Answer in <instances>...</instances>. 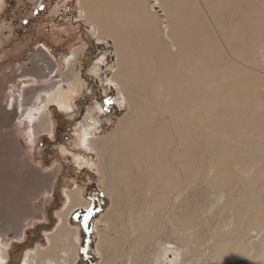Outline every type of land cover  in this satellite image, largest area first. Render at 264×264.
<instances>
[{
    "label": "bare ground",
    "instance_id": "1",
    "mask_svg": "<svg viewBox=\"0 0 264 264\" xmlns=\"http://www.w3.org/2000/svg\"><path fill=\"white\" fill-rule=\"evenodd\" d=\"M151 1L158 2L166 13L165 23L170 27L173 49L160 28V14L150 10ZM240 1L82 0L88 22L95 24L101 35H106L116 44L119 68L112 81L120 87V105L126 103L129 107L118 127L103 137L91 135L93 125L85 118L80 139L100 158L99 169L105 190L113 200V210L106 223L117 231L119 237L115 242L101 233L99 249L105 258L102 264H111L107 259L114 245H119L125 253L123 264H151L156 254L159 255V264H173L170 255L177 257L181 242L186 240L182 231L192 229L196 233L193 225L189 226L196 216V208L190 203L182 208L178 197L199 178L202 169L209 170V167L211 178L205 176V180L209 188L217 189L213 200L218 203L221 198L224 201L221 209L226 215L224 219L227 223L232 219L231 231H219L216 237L213 236L210 254L211 257L216 256V260L212 264H264V232L259 243L245 241L254 231L264 230V208L260 206L264 204V196L258 198L250 180L246 181L245 175L240 177L233 172L235 165L240 175L249 171L244 164L247 158H242L246 154V142L241 136L250 129L261 130L264 124L253 113L254 101L243 95L245 88L228 87L229 83L240 78L245 82L244 71L246 73L247 70L240 73L238 69H226L229 58L219 49L220 43L235 46L236 39L248 37L256 40L258 33L262 34L264 11L252 5L253 0ZM259 1L264 4V0ZM249 5L253 11L243 17L241 26L235 15L245 13L241 7L249 8ZM76 51L77 61L81 50ZM230 53L243 60L242 51L232 50ZM169 72L172 76L167 81L166 73ZM78 84L80 88V80L69 81L65 92L67 99L55 102L60 111L70 113L73 110L70 100ZM171 98L175 99L170 101ZM217 116L224 118L226 126L221 130L214 127ZM204 121L206 125L211 121L214 126L209 124L210 131L202 153L214 151L221 165L213 163L212 167L195 160L198 145L185 136L204 133ZM44 124L40 128L51 134L54 122L47 112ZM222 132L224 135L221 136ZM171 143L175 144L174 150L169 147ZM201 158L204 160V155ZM216 168L219 169L217 179ZM49 174L42 201L53 190L55 173L50 171ZM236 178L238 180L234 181ZM238 181L241 186L237 187L236 193L231 189ZM71 198L75 204L83 201L78 192L72 193ZM41 200L32 220L41 214ZM71 211V207L63 211L62 224L49 237L50 248L28 255L23 264L76 262L78 231L69 222ZM180 224H184L183 229H180ZM0 264L6 263L0 259Z\"/></svg>",
    "mask_w": 264,
    "mask_h": 264
},
{
    "label": "rangeland",
    "instance_id": "2",
    "mask_svg": "<svg viewBox=\"0 0 264 264\" xmlns=\"http://www.w3.org/2000/svg\"><path fill=\"white\" fill-rule=\"evenodd\" d=\"M252 2V5L264 11V4H261L263 2ZM150 5V10L160 14V28L165 32L167 44L173 49L174 42L169 35L170 27L165 23L166 13L158 2L151 1ZM241 8L245 13L235 16L239 18L238 23L242 26L243 17L250 15L253 7L249 5V8ZM261 30L263 35L258 33L256 40H249L248 37L247 41L236 39L237 45L227 46L220 43L219 49L231 60H226V69H238L240 73L247 70V74L244 71L245 82L240 81L243 79L240 78L237 82L229 83L228 87L245 88L242 90L243 95L254 101L253 113L264 124V25ZM257 41L263 42L259 44ZM81 49L79 60L76 61V50ZM232 50L242 51L243 60L239 56H231ZM118 58L116 44L106 35H101L95 24L93 26L88 22L82 0H0V259H3L4 263L21 264L28 255L36 253L39 249L46 251L50 248L49 237L56 233L61 222L57 213L68 206L67 192L77 189L82 190L87 207H91L81 208L91 209L95 213L89 221L87 220L88 227L84 229L73 223V214L69 217L71 226L79 231L77 261L74 264L104 262L105 258L99 249L101 233L118 242L117 231L106 223L113 210V200L105 191V181L99 169L100 158L96 152L79 146L85 116L90 117L87 119L91 123H94L92 118L102 121L101 133L97 137H103L116 129L120 119L129 111L126 103L121 104L123 108L120 107V87L112 81L119 68ZM172 72H175L174 68ZM166 74V80L170 81L172 73ZM77 80H80L81 86L79 88L78 84L77 89L72 92V113L60 111L55 102L67 99L65 92L69 88V81ZM143 94L147 96L145 92ZM174 99L171 98L170 101ZM100 103L105 114L98 117L95 111V116L91 117L93 107ZM58 106L63 107L60 104ZM45 112L49 113L54 122L53 135L40 128L45 125ZM216 120V126L211 121L207 125L203 122L206 125L204 133L185 135L198 145L195 160L204 161L207 166L212 167L213 163L215 166L221 165V161L214 151L204 154L202 151L210 131L209 124L220 130L226 126L224 118L217 116ZM94 126L98 127L97 123ZM96 132L98 131L93 127L90 133L94 135ZM220 135H224L223 132ZM241 138L246 142V154L242 158H247L244 164L249 171L240 175L235 165L233 172L238 173L240 177L245 175V180H250L255 187L258 198H263L264 128L250 129ZM211 145L214 143L211 142ZM169 147L174 150L175 144L171 143ZM82 157L87 160L84 165H80L78 161V158ZM210 170L211 167L209 170L202 169V174L192 183L193 186L191 184L189 189L183 190V195L178 197L182 208L187 203L195 205L198 202L197 206L192 205L196 208V216L189 222V226L193 225L196 233L194 234L192 229L182 231L186 240H180L182 247L178 250L177 257L170 255L173 264H180L182 261V264L214 263L216 256L211 257L210 254L213 236L216 237L219 231L232 230V219L227 223V219H224L226 215L221 211L224 201L221 198L218 203L213 200L217 189L209 188L208 181L205 180V176L211 178ZM50 171L55 173L58 179L52 192L42 201ZM215 173L217 179L218 168ZM236 180L238 178L234 181ZM237 184L239 181L233 183L235 187L231 189L236 193L237 187L241 186ZM56 195L59 198L57 197L58 205L55 206L53 200ZM40 200L43 203L41 214L39 218L32 220V216L39 210ZM95 203L98 204L96 208ZM260 206L264 208V204ZM89 210L86 211L87 214ZM183 228L184 224H180V229ZM83 232L89 246L86 249L88 255L84 257L79 256L83 250L80 246V236ZM263 232L264 230L254 231L245 241L259 243ZM122 251L119 245H114L107 262L123 264L125 253ZM155 256L151 264H159V255Z\"/></svg>",
    "mask_w": 264,
    "mask_h": 264
},
{
    "label": "flooded vegetation",
    "instance_id": "3",
    "mask_svg": "<svg viewBox=\"0 0 264 264\" xmlns=\"http://www.w3.org/2000/svg\"><path fill=\"white\" fill-rule=\"evenodd\" d=\"M86 54H88V49H86ZM101 105V103L100 104H97V105H95L93 108V110L91 111V117H94L95 116V111H97V116L98 117H101L103 114H105V110H104V108L102 107V109L101 110H99L98 108L99 107H101L100 106ZM113 106H115V105H113ZM116 108H117V106H115ZM120 107L121 108H123L121 105H120ZM70 113H72V110H71V112ZM85 118H90L89 116H85ZM84 118V119H85ZM96 119L95 118H92V121H94V123H92V125H93V127L94 128H96V131H98V132H96V133H94V134H96V135H98V134H100L101 133V131H100V128H101V124H103L102 123V121H95ZM89 122V121H88ZM91 123V122H90ZM97 123V125H98V127L97 126H94V124H96ZM53 131H54V127H53ZM53 131H52V133L50 134V135H53ZM81 137L82 136H80V138H79V146L80 147H82V148H87V149H90V150H92L91 148H88V147H86L85 145H83L81 142H80V139H81ZM81 148V149H82ZM86 152V151H85ZM79 159V158H78ZM81 159V161H79V164L80 165H84L85 163H87V160H86V158H84V157H82V158H80ZM58 179V176L55 174V182L54 183H56V180ZM106 191V190H105ZM52 192V191H51ZM74 192H78V193H80V195H81V197H82V199H83V201L81 202V203H78V204H75V203H73L72 202V198H71V194L72 193H74ZM107 194V193H106ZM67 196H68V206L65 208V209H67V208H72V211H71V213H70V216H72V214L74 215V219H73V223L74 224H77L79 227H81L82 229H84V228H86V227H88V222H87V220L89 221L90 219H91V217L94 215V213H95V211L93 212V211H91V209L89 210V209H82L81 207H87L88 205L86 204V202H85V198H84V193L82 192V190L81 189H77V190H75V191H72V192H67ZM58 196L56 195V198L53 200V205H58V201H57V199L59 198H57ZM98 203V202H97ZM97 203H95L94 204V208H96V206H98V204ZM67 204V203H66ZM87 208H91L90 206L89 207H87ZM64 209V210H65ZM63 210V211H64ZM89 210V212H88V214H87V212L86 211H88ZM63 211H59L57 214H58V218H59V220L61 221V222H59L60 224H62V222H63V218H62V213H63ZM74 212V213H73ZM69 216V217H70ZM39 218V217H38ZM69 222H70V220H69ZM60 226V225H59ZM77 231H78V229H77ZM78 236H79V231H78ZM80 246H81V248L83 249H81L82 251H80V253H79V256H82V257H84V256H87L88 254L86 253V249L87 248H89V246H88V239H86V237H85V234H84V232L81 234V236H80ZM78 248V247H77ZM77 261V260H76ZM6 264H7V262H6ZM21 264H23V261H22V263Z\"/></svg>",
    "mask_w": 264,
    "mask_h": 264
},
{
    "label": "crops",
    "instance_id": "4",
    "mask_svg": "<svg viewBox=\"0 0 264 264\" xmlns=\"http://www.w3.org/2000/svg\"><path fill=\"white\" fill-rule=\"evenodd\" d=\"M82 49H83V47H82ZM82 49H81V51H82Z\"/></svg>",
    "mask_w": 264,
    "mask_h": 264
}]
</instances>
